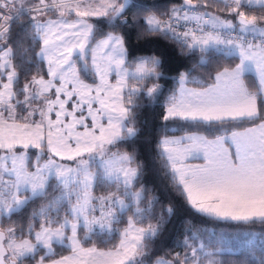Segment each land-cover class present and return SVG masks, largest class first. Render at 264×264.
<instances>
[{
    "label": "snow or ice",
    "instance_id": "obj_1",
    "mask_svg": "<svg viewBox=\"0 0 264 264\" xmlns=\"http://www.w3.org/2000/svg\"><path fill=\"white\" fill-rule=\"evenodd\" d=\"M89 17L106 18L110 31ZM126 28L195 57L161 114V195L144 181L152 165L135 145L138 101L158 103L164 62L137 57L130 70ZM145 142L151 154L150 132ZM120 144L132 150H112ZM181 210L201 226L187 221L171 258L154 264H264V0H182L164 10L134 0H0V264H146L149 244ZM117 234L112 248L96 246ZM57 246L71 255L57 259Z\"/></svg>",
    "mask_w": 264,
    "mask_h": 264
},
{
    "label": "trees",
    "instance_id": "obj_2",
    "mask_svg": "<svg viewBox=\"0 0 264 264\" xmlns=\"http://www.w3.org/2000/svg\"><path fill=\"white\" fill-rule=\"evenodd\" d=\"M134 2L145 3L148 5L158 4L161 10L166 8H171L174 4L182 3V0H134ZM206 11L212 12L214 14L223 15L219 11L215 5L209 6ZM147 13H141V20H143L144 15ZM126 16L129 20L132 19L133 12L128 11ZM102 21L106 20H94L93 22L96 24L97 31H103L104 33L110 31V28L107 27L106 23H102ZM140 31L139 28H126L125 35L127 38L126 48L128 50L127 55V64H132L137 57L140 56H150L154 54H160L162 60L164 62V72L165 78L159 81L162 85L163 95L159 96L158 103H154L152 105H147L146 100L138 101L142 106L139 109V122L138 127H141L142 134L139 139L136 141L135 148L140 159L143 161L145 157L148 158V162L152 167L146 172L145 176L143 177L144 181L148 184L149 187H155L157 189V194L161 195L164 192V189L169 186L168 179L165 178L164 172L162 169V163L158 159H155V141L159 139V129L164 121L161 119V114L164 111V104L166 98L172 93V91L178 88V84L176 80L179 72L184 71L186 68H190L192 63L195 59L189 58L185 55H182L180 49L177 44L173 43L172 41L165 39L163 36L160 35H151L145 36L141 39H137V34ZM100 36L97 35L96 38ZM220 67L228 66L225 61H220ZM238 61H234L231 66L234 67ZM213 67V75L215 74V65ZM46 72V66H45ZM193 76L197 79H202L203 84L207 86L212 81L207 79L206 75L201 71L193 72ZM31 77H29L30 79ZM89 80L93 81L91 76L88 77ZM254 77L251 74H248V80L246 83L253 81ZM155 81H145L143 84L139 85V87L144 88L146 91L148 87H151ZM23 81H21L22 86ZM188 85L197 86L195 84L189 83ZM250 90L251 84H250ZM147 120L148 124L144 125L143 121ZM171 123V122H169ZM250 124H245L244 127H248ZM243 129V128H241ZM240 129V130H241ZM150 132L152 138L151 144V154H149V145L145 142L146 134ZM180 133V132H177ZM131 145L125 146L124 144L117 145L116 148L119 151H131ZM105 194V190L98 187L95 191V195ZM171 198L178 203L179 206L184 205L183 200L174 192L170 191ZM163 199V196H162ZM35 207H39V202L35 205ZM3 219V218H0ZM12 219H18L17 217L13 216ZM192 220L195 221L194 227L201 226L200 221L201 218L198 215L192 214L191 210H181L178 212L177 216L173 217V219L165 226V230L162 234L155 240L154 243L149 244V255L145 257L146 264H153L154 261L158 257H167L171 258V254L176 251L174 245L177 239H180V234L183 232L184 227L186 226V222ZM154 222V221H153ZM148 221H145L143 226H147ZM24 224H27V216L24 217ZM127 225V216L124 217V223L119 225V228L122 230ZM4 226H8V221L4 220ZM140 226V225H138ZM39 227V222L36 224V228ZM208 227H212L209 223ZM255 228L259 229L260 226L256 225ZM227 229L220 228L217 231H226ZM80 239H84V233L81 231ZM119 236L117 234L116 238L112 240L111 243L108 244H101L98 241L96 242V246L102 249L112 248L113 245L118 244ZM87 247H91L92 243H87ZM57 256L64 255L70 251V249H63L61 250L59 246H57ZM38 258V257H37Z\"/></svg>",
    "mask_w": 264,
    "mask_h": 264
},
{
    "label": "rangeland",
    "instance_id": "obj_3",
    "mask_svg": "<svg viewBox=\"0 0 264 264\" xmlns=\"http://www.w3.org/2000/svg\"><path fill=\"white\" fill-rule=\"evenodd\" d=\"M96 3H99V0H96ZM214 14V13H213ZM53 18H55V17H53ZM71 19H77V17L75 16V14L73 13L72 14V16H71ZM89 19V21L90 22H93V19L94 20H99V19H101V20H106V18H104V17H100V18H97V17H89L88 18ZM94 23V22H93ZM107 33V32H106ZM100 38V37H99ZM99 38H97V39H99ZM140 57H142V56H140ZM126 60H127V58H126ZM127 66L129 67V69L130 70H134V63H132V64H127ZM235 67V66H234ZM84 77H82V79H83ZM179 78V75H178V77H177V79ZM110 82L112 83V84H115V82H116V78H115V76L113 75V76H111L110 78ZM5 82H6V77H5ZM85 82L86 83H93V81H91V80H89L88 78H86L85 79ZM133 85H132V82H130L129 83V88H131ZM152 87V86H151ZM179 87V86H178ZM187 87L188 88H196V87H198V86H191V85H187ZM178 89V88H177ZM252 125H250V126H248V127H251ZM241 130H243V129H241ZM182 133H176V135L177 136H179V135H181ZM113 151H119V150H117L116 148H113L112 149ZM120 152H123V151H120ZM66 163H70V162H66ZM193 163H197L196 161H193ZM97 196H99V195H97ZM127 226V225H126ZM125 226V227H126ZM37 229H38V227H37ZM69 235H70V230H69V233H68ZM119 243V242H118ZM154 264V263H153Z\"/></svg>",
    "mask_w": 264,
    "mask_h": 264
},
{
    "label": "crops",
    "instance_id": "obj_4",
    "mask_svg": "<svg viewBox=\"0 0 264 264\" xmlns=\"http://www.w3.org/2000/svg\"><path fill=\"white\" fill-rule=\"evenodd\" d=\"M46 66V65H45ZM251 75H253V77H254V79H255V74L254 73H252ZM106 250V249H105ZM65 256H67V255H71V251H69L68 253H66V254H64ZM56 258L58 259L59 258V256H56Z\"/></svg>",
    "mask_w": 264,
    "mask_h": 264
}]
</instances>
